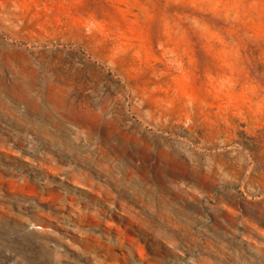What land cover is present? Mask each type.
<instances>
[{"label": "rangeland", "instance_id": "374dc122", "mask_svg": "<svg viewBox=\"0 0 264 264\" xmlns=\"http://www.w3.org/2000/svg\"><path fill=\"white\" fill-rule=\"evenodd\" d=\"M0 264H264V0H0Z\"/></svg>", "mask_w": 264, "mask_h": 264}, {"label": "bare ground", "instance_id": "6f19581e", "mask_svg": "<svg viewBox=\"0 0 264 264\" xmlns=\"http://www.w3.org/2000/svg\"><path fill=\"white\" fill-rule=\"evenodd\" d=\"M46 130V129H45Z\"/></svg>", "mask_w": 264, "mask_h": 264}]
</instances>
